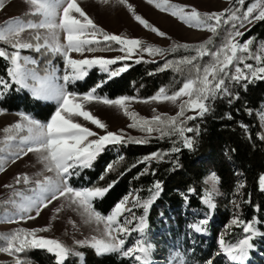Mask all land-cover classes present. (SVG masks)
Wrapping results in <instances>:
<instances>
[{
	"label": "snow or ice",
	"instance_id": "snow-or-ice-1",
	"mask_svg": "<svg viewBox=\"0 0 264 264\" xmlns=\"http://www.w3.org/2000/svg\"><path fill=\"white\" fill-rule=\"evenodd\" d=\"M24 2L29 6L25 17L33 18H10L0 24V44L8 45L12 49L9 51L7 48L0 47V58L9 64L7 75L11 81L10 83L0 79V94L8 91L11 85L15 84L19 89L28 90L36 100L54 101L57 107L47 122H41L27 114L20 113L22 122L2 129L4 136L0 139V172L5 171V165L9 161L15 163L17 159L35 152L38 154V162L53 175L45 176L42 181L37 180L35 188L30 189L32 195L14 191L13 196L18 199L10 198L3 202L4 205L10 204L14 211H5L0 219L6 221L16 218L19 220L35 219V216L29 215L33 210L36 216H39L41 210L47 208L52 201L65 198L70 205H74L80 211L82 216L86 217L85 222L103 225L101 237L92 236L90 240L77 241L78 245L91 247L97 255L122 253L124 257H134L138 264H151L153 245L138 239L133 247L125 249L124 237L131 232L141 234L145 232L146 215L150 205L162 190L161 183L154 182L152 188L149 189V198L141 200L139 195L129 193L114 205L110 214L102 215L95 210L93 202L97 198H103L116 181L111 182L107 187L80 188L73 187L70 182L72 176L80 174L79 170L90 168L108 145L141 144L147 143V139L126 136L123 130L119 133L107 131V125L86 110L85 105L95 101L115 106L123 110L124 115L132 120V123L128 125L129 128H138L148 135L158 132L161 137L179 136L183 147L191 150L194 146V139L187 134L195 132L198 135L199 128L188 127L187 122L210 112L209 101L215 100L219 95H231L227 81L240 83L241 81L253 82L257 79H264V41H261L253 51L255 38L243 42L239 39L245 34L240 29L256 21H264V0H254L248 3L246 8H244L246 0H234V4L239 7L211 13H201L194 7L189 8L186 5L172 3L171 0H146L148 4L171 15L189 28L208 31L212 37L219 35L222 29L226 33L221 43L214 49L210 47L214 43L212 37L195 45L175 43L172 45L171 51L183 48L195 54L184 56L178 61H168L160 70L171 67L180 70L181 65L189 66L190 77L186 78L182 85L171 94L167 89L161 88L156 95L150 98L151 101L156 102L167 101L172 104L179 102L178 111L174 116L155 115L151 119L140 117L129 110L128 105L134 99L132 97L121 96L117 99H109L97 95L100 84L83 95L68 91L67 85L84 80L88 76V70L94 66H99L103 71L109 72L110 77L118 76L127 70V66L110 70V65L132 58L137 51L156 56L163 55L164 49L150 44L145 45L137 38L104 31L86 14L78 0H24ZM102 2L107 4L109 0H102ZM117 2L124 5L134 20L145 29L159 37H166L165 32L136 14L128 0H117ZM2 7L3 0H0V8ZM225 25L229 27L225 29ZM26 31L31 34L28 40L23 38V33ZM61 33L63 43L60 41ZM101 38L104 42H114L119 45L118 51L124 55L113 59L102 57L74 59L70 55L73 52L83 54L85 51L101 50L94 47L101 43ZM31 40H35L36 43H32ZM23 49H35L36 51L45 49L54 55H60L64 61L63 76L57 77L54 69L46 70V74L41 76L34 68H28V64H35L36 61L28 56H22L21 50ZM205 57H209L210 60L203 64L200 63ZM249 60L255 63H248ZM136 62L139 63L140 59ZM58 79L63 83H57ZM187 112L194 114L186 115ZM75 118L90 122L96 128L105 130V134L100 135L92 131L89 127L77 122ZM260 118L264 121V112L260 114ZM242 127L246 126L242 125ZM179 151V147L171 149V152ZM168 154L154 152L144 156L139 163L150 164L152 160H161L164 155ZM112 168L113 165L109 164L106 172L111 171ZM147 173L148 168L146 167L141 175ZM210 179L213 184L217 182L215 174H212ZM15 180L17 184L23 182L27 185L30 182L27 174L17 175ZM258 185L260 190L264 191V174L258 177ZM5 187H11V185H5ZM239 187H243V184ZM203 203L209 208H215L211 191L206 192ZM130 204L132 207H141L145 215L137 218L132 213ZM56 211L59 212L60 209ZM125 213H130V216L125 217L121 222V217H124ZM137 219L138 223L135 227L129 228L128 225ZM207 223L208 220L205 219L191 227L199 233L204 230L202 225ZM255 224V218L246 221L236 216L231 220V225L241 227L244 237L235 243H227L223 237L219 240L223 253L234 264H243L249 250L253 247L251 240L259 234ZM48 230V227L32 230L17 229L10 234H2L0 235V253L13 257L14 264H26V261L21 259V254L33 250H43L51 254L54 256L55 264H65L70 255L83 256V253L74 252L57 239L38 235ZM208 264L212 262L209 261Z\"/></svg>",
	"mask_w": 264,
	"mask_h": 264
},
{
	"label": "trees",
	"instance_id": "trees-1",
	"mask_svg": "<svg viewBox=\"0 0 264 264\" xmlns=\"http://www.w3.org/2000/svg\"><path fill=\"white\" fill-rule=\"evenodd\" d=\"M249 2L250 0H246L244 8ZM238 6L233 3L229 8ZM228 27L224 26L225 29ZM244 33L239 38L240 41L255 38L252 46L255 51L259 43L264 41V21L254 22ZM225 34L222 29L215 37L210 33L196 41L172 40L168 46L162 48L165 50L163 55L139 58V63L136 62L137 59L131 58L118 61L110 65L109 69L116 70L127 66V70L115 77H110L109 73H98L93 67L88 70V76L84 80L69 84L68 88L84 93L100 84L97 95L109 99L120 96L145 98L161 88L167 89L171 94L190 77V68L181 65L180 70L175 67L160 69L168 61H178L184 56L195 54L183 48L171 51L172 45H195L212 37L214 43L210 47L214 49ZM115 46L114 42L104 41L94 45L101 50L113 49ZM0 47L12 50L5 44H0ZM24 52L40 54L38 69L42 72L49 63L54 64L55 57H50L45 49H29ZM208 60L210 58L205 57L200 63ZM247 62L255 63L251 60ZM8 67V62L0 58V79L11 83L7 75ZM227 87L231 95H219L215 100L209 101L210 112L187 122L186 126L199 128L198 135L195 132L187 134L194 139L191 150L184 148L180 137L176 135L161 137L160 133L153 132L151 135L145 133L142 137L131 136L137 139L146 138L147 143L108 145L90 168L79 170L78 176L71 177L72 186L107 187L116 181L103 198H97L93 202L95 210L106 215L130 188H138L140 198L146 197L154 182L159 181L162 190L146 215L149 227L155 224V219L163 220L167 215L174 216L175 231L181 234L188 222L193 225L208 217V223L202 225L208 237L199 239L204 246L202 249L198 247L197 254H193L202 261L212 258L217 251L215 240L219 234L227 243H235L244 237L241 227L231 225L232 217L239 216L246 221L255 218V227L259 234L251 240L253 247L249 250L248 257L252 264H264V235H261L264 234V191L258 185V177L264 174V131L259 117L260 112L264 111V79L240 83L227 81ZM0 108L33 115L37 120L45 122L55 112L56 105L49 101L36 100L25 89H19L18 85L12 84L8 91L0 94ZM173 147H179L180 151L171 152ZM154 152L169 154L164 155L161 160H152L150 164L139 163L144 156ZM109 164L113 168L106 172ZM146 167L148 173L141 175ZM208 171H212L217 177L218 188L223 194L216 199L215 208H209L203 203L206 192H209V186L204 182ZM240 184L243 187H239ZM18 190L28 193L30 186L18 184L16 191ZM229 200L237 201L235 211H230L226 205ZM5 207L6 205L0 204V209ZM17 229L0 230V235L10 234ZM74 249L83 253V256L80 258L70 255L65 264H80V261L81 264H137L134 258L124 257L122 253L97 255L94 249L86 245H75ZM21 259L26 264H55L54 256L43 250L25 252L21 254ZM0 264H14V259L11 257L0 261Z\"/></svg>",
	"mask_w": 264,
	"mask_h": 264
},
{
	"label": "rangeland",
	"instance_id": "rangeland-1",
	"mask_svg": "<svg viewBox=\"0 0 264 264\" xmlns=\"http://www.w3.org/2000/svg\"><path fill=\"white\" fill-rule=\"evenodd\" d=\"M171 2L180 5H186L189 6V8L194 7L201 13H211L228 9L229 6L234 3V0H171ZM252 2H254V0H250L249 3ZM78 3L99 28L110 34L124 35L129 38L140 39L144 42L145 45L150 44L154 47L163 48L168 46L172 40L186 42L196 41L210 34L208 31H202L187 27L171 15L161 12L153 5L148 4L146 0H128V3L133 6L136 14L141 15L153 26L165 32L167 34L166 37H159L155 33H152L149 30L145 29L142 25L134 20L132 14L127 10V8L124 5L119 4L117 0H109L107 4L103 3L102 0H78ZM28 7L29 6L24 2V0H3V7L0 8V24H3L10 18H33L25 17V13L28 10ZM250 25H247L246 28H242L240 30L244 32ZM41 32H43V30H41ZM30 37V32L26 31L25 33H23V38H25L26 40L30 39ZM60 41L61 43H63L62 33L60 35ZM31 42L36 43L35 40H31ZM101 42H103L102 38ZM41 43H43V41H41ZM119 47V45H116L115 48L108 50H100L96 52L85 51L83 54L73 52L70 55L74 59H81L85 57H102L105 59H113L117 56L124 55V53L118 51ZM26 50L29 49L21 50V55L28 56L36 61L35 64H28V68H34L41 76L46 74V70L51 71L53 69L55 70L57 77L63 76L64 61L60 55H54L49 52L50 57H55L54 64L49 63L45 71L42 72L38 69V57L40 54L24 52ZM141 57L147 58L150 57V55L137 51L131 59H139ZM94 67L97 69L98 73H109L103 71L99 66ZM56 82L63 83V81L59 79ZM68 85L67 90L77 93L78 95H83L88 92L87 91L81 93L73 91L68 88ZM26 91L29 92L28 90ZM156 94L157 93H154L151 96L145 98L133 96L132 98L134 99L130 101L128 105L129 110L137 113L140 117L148 119H151V117L155 115L166 114L174 116L178 111L179 102H177V104H172L171 102L167 101H151L150 98ZM30 95L32 96L31 93ZM117 98L119 97L113 99ZM49 102H52L56 105L54 101ZM85 108L107 125V131L119 133L120 130H123L124 135L134 137H142L145 135V132H141L138 128H129L128 125L132 123V120H130L128 116L124 115L123 110L115 106H109L93 101L91 103H87L85 105ZM262 112H260V114ZM20 113L22 112H11L0 108V139H2L4 136L2 129L11 124L22 122L19 115ZM193 114L194 113L192 112L186 113V115ZM29 116L36 119L33 115ZM75 119L77 120V122L89 127L92 131H95L100 135L105 134V130L96 128L95 125H92L90 122L84 121L82 118ZM260 121L264 131V121H262L261 118ZM37 157L38 154L32 152L28 153L20 159H17L15 163L9 161L5 165V171L0 172V204H4L3 202L8 201L10 198L18 199L17 197L10 196L13 195V192L17 189L18 184L15 180L17 175L27 174L29 176L30 182L27 185L30 186V189L35 188V182L37 180L42 181L45 176L53 175V173L47 172L44 169L43 164L38 162ZM212 174H214L212 171H208L204 177V182L209 186V191L212 192L213 202L216 205V199L221 198L223 194L219 190L217 182L213 184L212 180L210 179ZM22 183L23 182L19 184ZM5 185H11V187H5ZM18 191L22 192V190ZM22 193H24L25 195H32L31 191L28 193ZM129 193H134L136 195H139L140 197V190L136 187L130 188L127 194ZM149 196L150 193L146 197H141V200L147 199L149 198ZM226 205L228 206L230 211H235L237 201L229 200ZM129 207H132V205L130 204ZM57 209H60V211L57 212ZM5 211L12 212L14 211V209L10 204L6 205L4 209H0V216H2ZM110 212L108 214H110ZM132 213H134L137 218L145 215L143 209L139 206L132 207ZM29 215L35 216L36 218H25L24 220H19L18 218H16L12 221L0 219V230H11L15 228L32 230L41 227H48L49 230L47 232L38 233V235L57 239L68 246L70 249H72L74 252H76L74 246L78 245L76 243L77 241L90 240L92 236H102L103 225H97L95 222H85L86 217L82 216L80 211L77 210L74 205H70L65 198H59L52 201V203L49 204L47 208H43L41 210L39 216H36L35 210L29 213ZM129 216L130 213H125L124 217H121V222H123L125 217ZM173 217L167 215L163 220L159 218L155 219V224H153L151 228L149 227L147 222V227L143 234L139 232H131L130 234L126 235L124 237L126 240L125 249L127 247H133L135 241L141 239L153 245L152 255L150 258L151 264H208L209 261H211L212 264H234V262L231 261L223 253L220 247L219 240L221 239V234H219V236L215 240L217 251L214 253L212 258L208 259L207 261H202L194 257L193 254H197L196 251L198 250V247L202 249L204 246L200 243L199 239L206 238L208 237V235L206 234L205 230L199 233L195 232L191 227V222L187 223L184 231L181 232V234H177V232L175 231L176 224L174 223ZM233 218L234 217H232L231 220ZM205 219L208 220V217H205L204 220ZM136 223H138V219L131 225H128V227L134 228ZM257 253L260 254L259 251H257ZM10 258L11 256L0 253V261H6ZM243 264H252V262L249 261L248 256L243 261Z\"/></svg>",
	"mask_w": 264,
	"mask_h": 264
}]
</instances>
